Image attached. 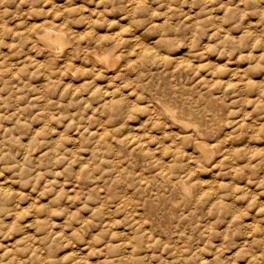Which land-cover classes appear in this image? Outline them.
<instances>
[{
  "label": "rangeland",
  "instance_id": "1",
  "mask_svg": "<svg viewBox=\"0 0 264 264\" xmlns=\"http://www.w3.org/2000/svg\"><path fill=\"white\" fill-rule=\"evenodd\" d=\"M0 264H264V0H0Z\"/></svg>",
  "mask_w": 264,
  "mask_h": 264
},
{
  "label": "bare ground",
  "instance_id": "2",
  "mask_svg": "<svg viewBox=\"0 0 264 264\" xmlns=\"http://www.w3.org/2000/svg\"><path fill=\"white\" fill-rule=\"evenodd\" d=\"M53 36V37H52ZM44 42H48V43H54V44H58L61 45L63 43V35L58 33V32H54L53 34L51 33V31L46 30L44 32V35L40 37ZM37 44V43H36ZM50 46V45H48ZM103 58L107 59V56H103Z\"/></svg>",
  "mask_w": 264,
  "mask_h": 264
}]
</instances>
